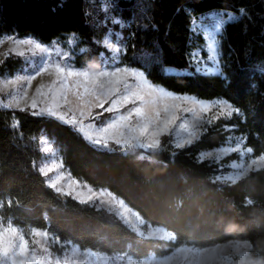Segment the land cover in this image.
<instances>
[{
  "label": "trees",
  "instance_id": "1",
  "mask_svg": "<svg viewBox=\"0 0 264 264\" xmlns=\"http://www.w3.org/2000/svg\"><path fill=\"white\" fill-rule=\"evenodd\" d=\"M214 10L236 17L221 33V71L204 72L194 62L205 45L195 21ZM6 35L57 43L79 68L112 59L104 44L111 35L122 45L117 65L139 69L174 93L225 99L234 112L190 144L177 146L163 135L157 148L125 149L113 142L95 145L55 116L0 103V225L46 230L58 241V254L78 245L141 259L183 246L246 241L251 248L244 264H264V167L224 181L218 175L237 155L219 162L200 158L236 138L252 155L264 156V0H0V38ZM25 62L21 55L7 56L0 76ZM43 136L73 177L110 190L172 237L140 235L116 214L49 185L39 168Z\"/></svg>",
  "mask_w": 264,
  "mask_h": 264
},
{
  "label": "rangeland",
  "instance_id": "2",
  "mask_svg": "<svg viewBox=\"0 0 264 264\" xmlns=\"http://www.w3.org/2000/svg\"><path fill=\"white\" fill-rule=\"evenodd\" d=\"M228 15L236 17L231 10H214L202 14L195 21L196 29L205 37L203 49L195 51L194 62L198 70L216 72L214 69L219 67L221 71L220 45L224 26L217 32L215 23L220 18L227 20ZM104 44L112 52V59L104 58L99 68H79L70 63L68 51L57 43H43L30 36L6 35L0 38V62L11 54L21 55L26 61L23 68L14 74L0 76V103L11 108L30 107L38 114L55 116L78 128L95 145L105 147L113 142L125 149L157 148L163 135H169L170 142L177 146L190 144L208 125L228 116L230 111L234 112V107L225 99H199L153 84L143 71L116 64L122 48L119 38L108 35ZM57 65L64 70L57 72ZM120 69L143 73V77L129 75ZM71 71L73 76H68ZM113 71L118 72L116 77L108 75ZM117 80L121 82L119 85ZM124 81L128 83L127 90L123 86ZM117 86L120 92L111 99L135 92L144 100L109 111L111 100L105 103L107 97L104 93ZM161 88L171 95H163L159 91ZM101 103H104L103 108ZM135 107H141L142 117L133 116L130 121L120 119L121 115ZM156 112L161 114L159 119ZM40 146L44 156L39 168L48 184L56 190L116 214L140 235L163 239L172 237V233L165 228L146 223L137 211L110 190L94 188L73 177L65 168L58 149L47 137H41ZM248 149L241 139L236 138L224 146L202 152L200 158L219 162L228 155H237L238 158L229 162L230 169L218 175L221 180L236 181L250 170L264 167V160H261L264 156H254ZM7 227L16 230L15 246L7 255L0 253V264H244L251 248L246 241L204 249L183 246L168 256L152 254L137 259L130 255H111L71 245L58 254L53 250L58 241L46 230L24 229L8 223L0 225V231ZM21 238L27 244V252L23 256L18 254Z\"/></svg>",
  "mask_w": 264,
  "mask_h": 264
},
{
  "label": "snow or ice",
  "instance_id": "3",
  "mask_svg": "<svg viewBox=\"0 0 264 264\" xmlns=\"http://www.w3.org/2000/svg\"><path fill=\"white\" fill-rule=\"evenodd\" d=\"M243 12V10H241ZM234 20V17L232 15H228L227 20L220 18L216 21L215 23V31L219 32L220 29L227 23L232 22ZM115 22V21H114ZM24 43H28V41H24ZM37 47H39V45H37ZM214 55H215V51H214ZM57 72H60L61 69H63L62 67H60L59 65H57ZM64 70V69H63ZM200 71H204L207 72L208 69H199ZM120 71H127L129 75H136L139 77H143V73H133L127 69H120ZM214 71L219 72V67H216L214 69ZM73 72H68L67 75L68 76H73ZM108 75L112 76V77H116L118 75V72H111L108 73ZM116 83L119 85L121 82L119 80L116 81ZM123 86L125 88V90L128 89V83L126 81L123 82ZM159 91L163 94V95H171V93H165L164 90L161 88L159 89ZM120 92V87H115L113 89L110 90L109 93H104L105 96L107 97L105 103L108 102V100H111V107L109 108V111H117L120 108L125 107L127 104L132 103L135 104L137 102V100L139 101H143L144 97L138 95L135 92H129L125 95H123L122 97H117V99H111L112 96H115L116 93ZM98 96V94H97ZM184 99L186 100L187 97H184ZM101 108L104 107V103H101L100 105ZM229 108H231V105H228ZM165 113H167V109L164 110ZM235 111H239V109H235ZM229 115H231V111L228 113ZM143 113H142V109L141 107H135L133 109H129L127 114L125 115H121L120 119L122 120H126V121H130L132 119L133 116L136 117H142ZM156 117L157 119L160 118V112H156ZM168 123H171V120H168ZM248 151L250 152L251 149H248ZM261 160H264V157H261ZM255 162V161H254ZM79 195V194H78ZM15 236H16V230L11 228V227H7L4 228L2 231H0V253H3L4 255H7L10 250L15 246ZM27 252V244L25 242H23V238H21V244L19 247V252L18 254L23 256L25 253Z\"/></svg>",
  "mask_w": 264,
  "mask_h": 264
}]
</instances>
